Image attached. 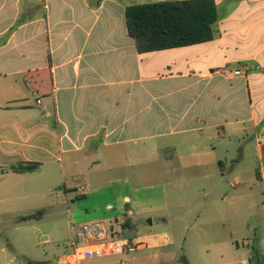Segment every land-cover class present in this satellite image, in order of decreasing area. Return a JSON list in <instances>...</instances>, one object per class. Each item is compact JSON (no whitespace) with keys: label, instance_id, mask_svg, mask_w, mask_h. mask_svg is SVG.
Listing matches in <instances>:
<instances>
[{"label":"crops","instance_id":"0c3cea01","mask_svg":"<svg viewBox=\"0 0 264 264\" xmlns=\"http://www.w3.org/2000/svg\"><path fill=\"white\" fill-rule=\"evenodd\" d=\"M162 1L0 0V223L71 202L70 225L147 229L126 240L153 264H264V0L140 53L125 10Z\"/></svg>","mask_w":264,"mask_h":264},{"label":"rangeland","instance_id":"374dc122","mask_svg":"<svg viewBox=\"0 0 264 264\" xmlns=\"http://www.w3.org/2000/svg\"><path fill=\"white\" fill-rule=\"evenodd\" d=\"M237 146L238 144L232 149L234 150L232 155L236 154ZM229 163L228 160L227 166ZM255 166L258 167V163H255ZM155 181L159 183L160 176L145 177L144 186L150 188L140 192L143 194L144 201H161L162 192L156 187L158 184ZM69 212H71V202H64L63 205L60 204L49 212L41 210L33 217L17 216L1 222L0 264H57L58 257L64 253V244L71 240ZM78 223L77 220L73 222V224ZM162 229L164 228L158 227L152 231L161 235L164 231ZM147 232V229L128 230L115 224V236L111 240L112 253L101 258L84 260L80 264H153L149 259H142L144 251L124 253L116 246L119 240L143 236Z\"/></svg>","mask_w":264,"mask_h":264},{"label":"trees","instance_id":"16d2710c","mask_svg":"<svg viewBox=\"0 0 264 264\" xmlns=\"http://www.w3.org/2000/svg\"><path fill=\"white\" fill-rule=\"evenodd\" d=\"M213 0L162 1L131 5L125 10V24L129 37L138 52H151L211 41L218 21ZM37 164H18L15 173L32 172ZM121 228H127L123 222ZM252 264H259L253 255Z\"/></svg>","mask_w":264,"mask_h":264},{"label":"built area","instance_id":"2783aa9c","mask_svg":"<svg viewBox=\"0 0 264 264\" xmlns=\"http://www.w3.org/2000/svg\"><path fill=\"white\" fill-rule=\"evenodd\" d=\"M238 74V72H235ZM39 104V99H36ZM113 226V231L110 227ZM71 240L64 244V253L58 257V264H79L81 261L100 258L112 253L111 240L114 238L112 221H91L70 225ZM117 248L124 253H132L139 248L141 242L133 239L117 241ZM115 246V247H116Z\"/></svg>","mask_w":264,"mask_h":264},{"label":"water","instance_id":"95a60500","mask_svg":"<svg viewBox=\"0 0 264 264\" xmlns=\"http://www.w3.org/2000/svg\"><path fill=\"white\" fill-rule=\"evenodd\" d=\"M110 231H111V232L113 231V226L110 227Z\"/></svg>","mask_w":264,"mask_h":264}]
</instances>
